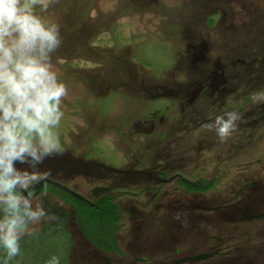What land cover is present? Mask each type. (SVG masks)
Instances as JSON below:
<instances>
[{"label":"rangeland","instance_id":"rangeland-1","mask_svg":"<svg viewBox=\"0 0 264 264\" xmlns=\"http://www.w3.org/2000/svg\"><path fill=\"white\" fill-rule=\"evenodd\" d=\"M34 13L59 26L52 71L68 93L63 153L40 168L121 217L120 254L103 253L68 204L32 200L67 234L55 246L75 237L64 264H264V0H52ZM230 111L241 119L221 140L206 125ZM179 179L215 185L186 193Z\"/></svg>","mask_w":264,"mask_h":264},{"label":"clouds","instance_id":"clouds-1","mask_svg":"<svg viewBox=\"0 0 264 264\" xmlns=\"http://www.w3.org/2000/svg\"><path fill=\"white\" fill-rule=\"evenodd\" d=\"M51 2L0 0V252L6 253L0 264H14L29 225L47 218L40 205L33 207L31 190L46 179L40 165L63 153L54 129L68 93L51 63L62 40L57 24H46L34 13L36 6L47 9ZM240 119L230 111L206 127L224 140ZM46 264H60L59 257Z\"/></svg>","mask_w":264,"mask_h":264},{"label":"flooded vegetation","instance_id":"flooded-vegetation-1","mask_svg":"<svg viewBox=\"0 0 264 264\" xmlns=\"http://www.w3.org/2000/svg\"><path fill=\"white\" fill-rule=\"evenodd\" d=\"M91 162H92V160L89 163H91ZM62 164H64V163H62ZM73 164H74V162H73ZM73 164H71V166L75 167V164L74 165ZM50 165L52 168H49V167H48V169H47V167L46 168H40L41 169L40 171H42V173L46 175V179L43 180L41 183L37 184L35 186V188L31 190L32 200L38 199V198H40V196H46V197H51V199L58 198L61 201L68 204L71 207V209L73 210L74 215L77 214L78 218H81V223L85 224V226L83 225L85 227V229H84V231L81 232V235L85 238V240L88 242L90 247L92 249H97L100 252L106 253L101 248L102 247L101 245L105 242L104 240H105L106 234H104V233L100 234L99 232H97V230L96 231L92 230L90 225L87 224V218L83 216V213H82L83 210L81 208H79L80 206L76 205V203H73L68 198H65L64 193H66L67 195H70V194H68L66 191H64L60 187L66 188L71 193L75 194L76 197H73L72 195H70V196H72L73 198L78 200V202L85 204L86 206H88L92 209L98 208L100 206V201H102L103 199L108 198V197H105V198L102 197L101 200H96L94 202H91L87 199H84L82 196L78 195L76 192L67 188L64 185V183L66 181L62 180L61 177L58 178V176L56 175L57 173L54 174V172L57 171L56 169H54L55 168L54 165L53 164H50ZM23 167H26V165H23ZM88 167L89 166L86 164L83 165V169L85 168V170H88ZM61 171L65 172L64 167L61 168ZM61 175L63 177L64 173H62ZM56 185H58L59 187ZM60 192H63V195L62 194L60 195ZM112 203H113V201H112ZM115 206L117 207V205H115ZM117 209H118V207H117ZM118 212H119V209H118ZM262 217H264V216H262ZM75 223L78 224L77 222H75ZM58 228H59V226L52 227L51 224L48 226L42 225L41 222H40V224L36 223L34 225H29L28 235L25 234L21 238V241H20L21 255H19L18 257L15 258L14 264H26L25 260H27V258L30 260H33L34 261L33 264H45L47 261L46 259H49V258H46L44 256L45 253L42 251L44 248L53 249L54 253H57V249L60 250L61 255H55V256L59 257L60 261H63L62 263L60 262V264L66 263L68 260L67 259L68 251L70 252V250L68 248H69L70 244L75 241V237L71 236V238H69V242L64 241V242H66L65 243L66 246H65V244H63V246H61V247L55 246V240L57 239L58 236H59V238L62 237L61 239L64 238V235H65V238L67 237V234L62 233V230H58ZM117 232H118V226H117ZM117 232L113 233L114 240L116 238ZM64 246H65V248H64ZM62 250H63V253H62ZM110 252H112V251H110ZM37 253H41V254L37 257L36 256ZM0 255H6V253L0 252ZM22 261H23V263H21Z\"/></svg>","mask_w":264,"mask_h":264},{"label":"trees","instance_id":"trees-1","mask_svg":"<svg viewBox=\"0 0 264 264\" xmlns=\"http://www.w3.org/2000/svg\"><path fill=\"white\" fill-rule=\"evenodd\" d=\"M178 184L184 188L186 193L196 194L209 192L215 185L214 181L206 183L202 179L195 183L180 179L178 180ZM61 194L63 195V192H60V195ZM64 197L80 206L79 208L83 210V216L87 218V224L90 225L93 231L97 230L100 234H106L105 242L101 245L102 250L105 252L112 251L116 255L120 254V249L118 243L113 238V233L117 232V226L121 222V217L119 216L117 207L112 203V200L110 198H105L102 200L103 202H107L105 205H100L98 208L92 209L78 202V200L66 193H64Z\"/></svg>","mask_w":264,"mask_h":264},{"label":"water","instance_id":"water-1","mask_svg":"<svg viewBox=\"0 0 264 264\" xmlns=\"http://www.w3.org/2000/svg\"><path fill=\"white\" fill-rule=\"evenodd\" d=\"M58 186V185H56ZM59 187V186H58ZM61 189H63L64 191H66L68 194L72 195L73 197H76L75 194L71 193L69 190H67L66 188L60 187ZM199 258H191L188 261H194V260H198Z\"/></svg>","mask_w":264,"mask_h":264}]
</instances>
